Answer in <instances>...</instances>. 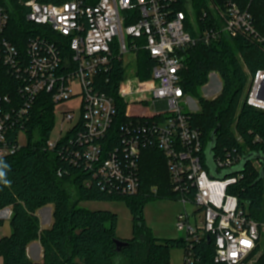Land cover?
Returning a JSON list of instances; mask_svg holds the SVG:
<instances>
[{
    "label": "built area",
    "instance_id": "built-area-1",
    "mask_svg": "<svg viewBox=\"0 0 264 264\" xmlns=\"http://www.w3.org/2000/svg\"><path fill=\"white\" fill-rule=\"evenodd\" d=\"M24 5L29 8L27 19L47 27L49 37L30 39L21 52L4 35L9 10L0 4V67L15 81L18 96L0 94V158L26 145L21 135L27 142L24 127L41 93H49L58 104L76 96L72 86L77 83L82 96L80 118L64 137L56 142L48 140V148L55 149L75 132L69 139L77 145L72 163L82 161L99 178L103 190L120 196L139 193L142 150L157 148L166 158L171 187L179 200L198 207L199 215L186 212L178 216V230L187 233L183 238L186 264H194V246L203 237L213 239L216 263L252 264L251 256L264 234V220L252 219L238 198L228 193L239 176L219 179L210 175L205 167L203 133L192 124L191 114L195 112H186L181 105L188 102L181 85L187 49L200 43L210 45L224 36L263 41L256 34L248 9L235 2L222 9L214 7L218 24L209 22L201 28L192 0H69L58 4L28 0ZM180 5L185 9H179ZM65 47L68 55L62 51ZM141 50L151 59L150 78L126 77L120 82L118 95L128 105L152 104L149 116H159V120L132 114L138 117L122 124L115 133V99L99 90L96 80L113 67L114 60L127 66L125 55L132 53L136 59ZM245 101L264 110V69L250 77ZM63 120L73 122L75 115L63 112ZM16 129L19 132L14 136ZM242 159L236 150L227 151L226 157H217L214 162L217 170L224 171ZM58 175L62 176L60 172ZM0 215L11 217L12 210L6 208Z\"/></svg>",
    "mask_w": 264,
    "mask_h": 264
},
{
    "label": "trees",
    "instance_id": "trees-1",
    "mask_svg": "<svg viewBox=\"0 0 264 264\" xmlns=\"http://www.w3.org/2000/svg\"><path fill=\"white\" fill-rule=\"evenodd\" d=\"M26 1L0 0V4L9 10V23L4 35L21 52L26 50L30 39L49 37L47 27L27 19L29 8L24 5ZM38 1L58 4L69 0ZM211 1L218 9L224 8L229 2H235L241 9H248L253 17L256 34L263 41L258 42L256 38L246 36H224L210 45L200 43L185 51L181 85L186 94L198 98L200 103V111L191 114L192 124L202 131L206 148L217 130L214 159L226 157L227 151L236 150L243 157L251 152L264 154V110L248 105L245 98L242 101L249 75L264 69V0ZM209 2L192 0L194 16L201 28L209 25V22L218 24ZM179 9L185 8L180 5ZM62 51L68 55L66 47ZM213 72L220 74L223 88L216 98L206 99L201 96L199 89L208 84ZM151 73L150 56L147 51L141 50L136 54L133 74L146 81ZM129 76L128 67L116 59L113 67L100 74L96 80L97 88L115 99L118 111L112 129L115 133L122 124L138 117L132 114L146 115L141 119L159 120V116H149L150 112L142 104L128 105L119 97L120 82ZM15 88V81L8 76L4 67H0V94L17 98ZM54 109L51 95L41 93L24 127L26 145L15 154L0 158V170L5 172L4 179L8 181H0V211L12 209L10 220L13 227L12 234L0 241V255L4 258V264H172L171 248L182 246L185 253V240L154 237L143 217L144 203L152 198L180 199L171 187L163 153L154 147L142 150L138 194L111 195L103 190L99 178L82 161L72 163V153L77 145L71 144L69 139L74 137L75 132L62 139L55 149L48 148L47 142L54 126ZM18 130H15L14 136ZM205 167L210 172L207 164ZM262 167L259 160L249 161L244 171L225 177L239 176L237 183L229 186L228 193L235 195L240 206L247 209L249 216L258 222L264 220V178L257 181ZM233 168L216 170L217 175ZM59 172L62 176L58 175ZM116 199L126 201L135 220L134 236L125 241L128 245L122 247L121 251H118L116 244L117 215L110 211L80 207L84 200ZM47 205L54 208V222L50 228L41 229L37 212ZM37 240L43 247L42 262H34L27 253L28 245ZM194 255V264H219L214 261L213 239L203 237L195 244ZM254 256L258 257L252 264H264V234L251 258Z\"/></svg>",
    "mask_w": 264,
    "mask_h": 264
},
{
    "label": "rangeland",
    "instance_id": "rangeland-1",
    "mask_svg": "<svg viewBox=\"0 0 264 264\" xmlns=\"http://www.w3.org/2000/svg\"><path fill=\"white\" fill-rule=\"evenodd\" d=\"M210 10L213 15L218 17V10L214 3L210 0L209 2ZM215 7V8H214ZM125 63L128 67L130 75L133 74L135 70V56L132 53H128L124 57ZM249 75V80H250ZM74 90V96L72 99L64 102L55 104L54 109V126L51 131L49 138L50 142H56L61 137H64L68 130L77 122L80 118L81 109V88L77 83L72 86ZM223 88V80L217 72H213L210 75L208 84L199 89V93L202 97L206 99L216 98ZM245 95L242 97V101ZM186 101L181 103L182 107L186 112H198L200 111V103L198 98L191 94H187ZM142 107H146L149 111L153 110L152 104H142ZM71 111L75 115V120L73 122H64L63 112ZM38 136V134H37ZM21 142L26 143L24 134L21 135ZM80 207L89 210H103L110 211L117 215V230L116 237L119 240H129L134 236V214L127 205L126 201L121 199L116 200H105V201H90L84 200L80 203ZM10 209V208H9ZM4 210V209H3ZM1 210V211H3ZM0 211V212H1ZM198 214V207L195 204L188 203L184 205L181 200L172 198H152L144 203L143 207V217L147 227L151 230L154 237L158 239H178L186 237V231H179L177 228L178 216L181 213ZM199 215V214H198ZM1 216V215H0ZM11 217L1 216L0 217V241L9 237L13 232V227L11 224ZM193 219V217H192ZM42 220L45 217L42 216ZM193 222V220H192ZM262 243V242H261ZM258 256H254L251 261ZM185 253L184 247L175 246L170 250V261L172 264H184ZM0 264H4V258L0 255Z\"/></svg>",
    "mask_w": 264,
    "mask_h": 264
},
{
    "label": "water",
    "instance_id": "water-1",
    "mask_svg": "<svg viewBox=\"0 0 264 264\" xmlns=\"http://www.w3.org/2000/svg\"><path fill=\"white\" fill-rule=\"evenodd\" d=\"M216 133L217 130L214 131L213 135H212V139L211 141L208 143L207 148H206V164L208 166V168L210 169V173L214 178H219V179H225V177L229 174H233V173H240L242 171H244L247 163L249 161H253V160H259L260 163L263 164V167L261 168L260 171V176L257 179V181H260L261 179L264 178V154L260 153V152H251L249 154H246L243 159L242 162L235 168H233L232 170L222 174V175H217V169H216V165L214 162V148L216 146ZM209 240H211V238H208ZM183 240V238H182ZM116 244H117V248L118 251H121L122 247L128 245L127 242L123 241V240H116Z\"/></svg>",
    "mask_w": 264,
    "mask_h": 264
},
{
    "label": "crops",
    "instance_id": "crops-1",
    "mask_svg": "<svg viewBox=\"0 0 264 264\" xmlns=\"http://www.w3.org/2000/svg\"><path fill=\"white\" fill-rule=\"evenodd\" d=\"M11 209V208H10ZM12 210V209H11ZM53 206L47 205L38 210L37 215L40 218L41 229L50 228L54 222L53 219ZM42 216L45 220H42ZM27 253L31 260L34 262H42L44 257L43 247L39 240L34 241L28 245Z\"/></svg>",
    "mask_w": 264,
    "mask_h": 264
},
{
    "label": "clouds",
    "instance_id": "clouds-1",
    "mask_svg": "<svg viewBox=\"0 0 264 264\" xmlns=\"http://www.w3.org/2000/svg\"><path fill=\"white\" fill-rule=\"evenodd\" d=\"M4 178H5V172L3 170H0V181H3L4 183H8V181L5 180Z\"/></svg>",
    "mask_w": 264,
    "mask_h": 264
}]
</instances>
